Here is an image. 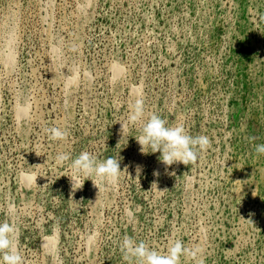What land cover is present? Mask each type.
<instances>
[{"label": "rangeland", "instance_id": "obj_1", "mask_svg": "<svg viewBox=\"0 0 264 264\" xmlns=\"http://www.w3.org/2000/svg\"><path fill=\"white\" fill-rule=\"evenodd\" d=\"M151 114L208 146L188 165L141 154ZM262 144L264 0H0V222L23 264H127L125 236L180 240V264H264ZM83 151L123 158L99 197L55 159Z\"/></svg>", "mask_w": 264, "mask_h": 264}, {"label": "clouds", "instance_id": "obj_2", "mask_svg": "<svg viewBox=\"0 0 264 264\" xmlns=\"http://www.w3.org/2000/svg\"><path fill=\"white\" fill-rule=\"evenodd\" d=\"M144 116L143 103L140 99H137L133 105H130L127 118L117 122L121 125L120 134L122 139L128 135L130 125L143 121ZM46 131L49 138L54 141L63 140L67 136V132L60 127H51ZM138 131L139 134L133 137L140 145L141 154L148 155L159 152L158 160L166 167H171L177 163L188 165L190 162H194L197 158V149L204 150L209 144L206 136L192 137L187 134L182 124L169 126L166 120L156 114H151ZM118 145L119 143L116 147ZM148 148H151L150 153L147 151ZM256 152L264 155V144L258 145ZM36 155L41 156L39 153H36ZM55 159L57 164L60 165L71 160L69 165L70 174L63 176L69 178L73 193L81 189L85 181L91 180L93 186L99 189V197L101 184L104 182L116 184L122 172L120 161L123 158L117 160L109 157L105 160H97L87 151L81 152L75 159H72L69 153H58ZM136 172V178H139L140 166H137ZM155 174L159 175L158 172ZM21 175L24 174L21 173ZM82 176L86 178L83 184L81 183ZM253 196H256L255 192H253ZM126 215H131L127 209ZM93 239L94 236L89 237V241ZM119 247L122 259L127 264H180V258L186 252L183 243L178 239L170 240L166 251L152 249L143 241L137 243L131 236H125ZM198 251V249L194 250L192 255L195 256ZM0 264H23V258L17 243V227L14 222L9 220L0 222Z\"/></svg>", "mask_w": 264, "mask_h": 264}]
</instances>
